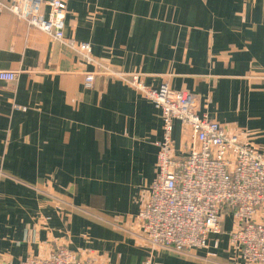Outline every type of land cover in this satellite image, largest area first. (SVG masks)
Segmentation results:
<instances>
[{"label": "crops", "instance_id": "obj_1", "mask_svg": "<svg viewBox=\"0 0 264 264\" xmlns=\"http://www.w3.org/2000/svg\"><path fill=\"white\" fill-rule=\"evenodd\" d=\"M8 1V0H0ZM64 39L152 89L198 99L206 116L264 153V0H65ZM48 35L0 12V264L55 248L95 264H242L233 221L189 255L151 251L136 217L163 139L160 112ZM173 153L185 141L173 123Z\"/></svg>", "mask_w": 264, "mask_h": 264}, {"label": "built area", "instance_id": "obj_2", "mask_svg": "<svg viewBox=\"0 0 264 264\" xmlns=\"http://www.w3.org/2000/svg\"><path fill=\"white\" fill-rule=\"evenodd\" d=\"M65 0L0 1L8 12L31 29L48 35L79 56L94 71L85 74L90 88L97 75L117 81L148 100L160 112L163 139L157 144L156 175L136 224L151 251L189 255L207 247L208 237L220 233L229 217L233 230L229 247L242 264H264V153L247 140L229 133L206 116L198 115V99L166 84L147 87L142 77L96 60L88 43L64 39ZM16 74L0 72V81ZM185 141L184 153H173V123ZM20 264H95L87 253L55 248L46 258L28 257ZM141 264H152L150 257Z\"/></svg>", "mask_w": 264, "mask_h": 264}, {"label": "rangeland", "instance_id": "obj_3", "mask_svg": "<svg viewBox=\"0 0 264 264\" xmlns=\"http://www.w3.org/2000/svg\"><path fill=\"white\" fill-rule=\"evenodd\" d=\"M143 262V261H142Z\"/></svg>", "mask_w": 264, "mask_h": 264}]
</instances>
